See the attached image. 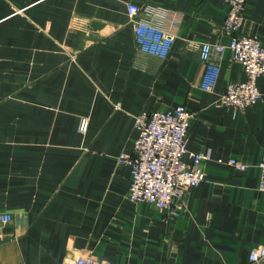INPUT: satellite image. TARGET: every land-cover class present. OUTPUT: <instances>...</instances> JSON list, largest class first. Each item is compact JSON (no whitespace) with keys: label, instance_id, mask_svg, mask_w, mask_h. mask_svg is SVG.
Masks as SVG:
<instances>
[{"label":"crops","instance_id":"crops-1","mask_svg":"<svg viewBox=\"0 0 264 264\" xmlns=\"http://www.w3.org/2000/svg\"><path fill=\"white\" fill-rule=\"evenodd\" d=\"M129 4L176 36L166 54L142 49ZM228 13L226 0H0V214L12 216L0 264H251L264 246V76L256 104L226 108L227 86L247 79L226 50L202 87L200 47L229 45ZM241 32L264 44V0H249ZM179 106L189 151L208 160L172 214L128 199L118 157L134 156L138 114Z\"/></svg>","mask_w":264,"mask_h":264},{"label":"built area","instance_id":"built-area-1","mask_svg":"<svg viewBox=\"0 0 264 264\" xmlns=\"http://www.w3.org/2000/svg\"><path fill=\"white\" fill-rule=\"evenodd\" d=\"M249 0H226L229 13L223 25V32L231 36L229 45L203 43L201 58L206 67L202 87L212 91L218 81L220 61L226 50L232 60L242 65L247 79L241 83H230L221 101L226 108L241 111L256 104L263 96L257 81L264 76V44L241 32L244 13ZM128 15L133 23L137 40L143 50L165 47V54L176 40V36L154 22V9L128 5ZM159 19V18H158ZM160 20V19H159ZM157 21V20H155ZM192 114L179 106L172 110L143 111L135 117L138 137L134 141V156L122 153L120 165L131 168V184L127 194L133 202L147 203L160 210H171L176 214L183 209L184 199L189 191L199 186L205 178L202 167L208 155L189 151L187 147ZM88 122L83 120L79 130L86 132ZM229 165L246 170L248 165L231 159ZM260 190L264 191V156L260 163ZM12 222L9 213L0 214V235ZM251 264L264 263V246L250 252ZM64 264H109L96 258L67 257Z\"/></svg>","mask_w":264,"mask_h":264}]
</instances>
